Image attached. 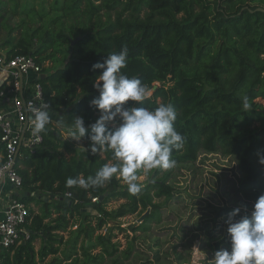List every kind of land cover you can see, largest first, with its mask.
Listing matches in <instances>:
<instances>
[{"label": "trees", "instance_id": "1", "mask_svg": "<svg viewBox=\"0 0 264 264\" xmlns=\"http://www.w3.org/2000/svg\"><path fill=\"white\" fill-rule=\"evenodd\" d=\"M259 7L264 8V0H0V51L8 58L32 53L43 65L51 61L52 67L43 68L46 78L41 82L53 111H65L72 123V118L83 117L89 127L100 116L91 101L99 95L94 84L101 70L92 66L127 46L128 62L122 72L141 79L153 91L143 103L128 101L125 107L154 110L171 103L177 112L174 126L185 137L183 148L172 154L176 165L194 163L201 151L235 156L238 191L255 204L264 195V165L257 155L264 149V101L259 100H264V11L256 10ZM17 17L20 22L14 23ZM244 96L248 109L243 107ZM83 139L85 147L75 146L50 129L34 150L22 147L17 169L24 179L23 200L41 204L42 211L28 226L30 239L4 249L0 264H59L55 256L63 237H56L55 231H66L75 214H85V209L103 215L86 214L83 258L69 264H103L107 255L119 251L113 235L100 233L92 239L107 224L106 217L151 207L149 217L131 226L134 231L147 230L161 207L155 198L173 196L167 184L173 168L158 180L143 183L136 194L118 176L87 189L67 186L70 177H94L103 165L115 163L112 150L105 147L93 154L90 140ZM61 147L69 156L59 151ZM155 170L156 176L162 172ZM143 172L138 170V176ZM116 198L127 202L107 210ZM37 225L43 226V235H38ZM38 236L44 241L36 251L33 241ZM99 245L101 253L93 254ZM131 252L129 247L124 256ZM49 255L53 257L47 262ZM66 256L71 259V254Z\"/></svg>", "mask_w": 264, "mask_h": 264}, {"label": "rangeland", "instance_id": "2", "mask_svg": "<svg viewBox=\"0 0 264 264\" xmlns=\"http://www.w3.org/2000/svg\"><path fill=\"white\" fill-rule=\"evenodd\" d=\"M24 8L27 9V6L24 5ZM14 21V23L20 22L19 17ZM37 24L39 23L35 25ZM45 65L52 67L53 63L47 61ZM49 73L50 70H47V74ZM259 100L264 101L261 98ZM49 127L75 146L87 145L84 139L76 141L70 138L69 130L72 122L65 111H53ZM48 132L49 130H45V135ZM49 139L56 142L52 135ZM59 151L69 156L63 147ZM168 170H162L157 176L155 168L144 170L139 176L138 183L143 184L149 179L158 180ZM239 178L240 171L236 157L224 156L220 152L201 151L194 163L177 164L167 180V184L173 188V196L155 198L161 207L148 222L147 230L134 231L131 228L132 225L141 223L139 219L142 216L147 214V218L152 212L149 207L146 210L140 207L133 214L116 218L106 217L107 224L94 233L93 240L98 234L103 233L106 236L113 235L112 241L118 244L119 251L113 256L107 255L103 264H146L149 261L155 264H213L215 251L231 248V237L227 233L226 224L229 213L241 207V215H243V206H246L250 214L254 206V202L245 199L238 191ZM121 184L127 185L124 179L121 180ZM6 187L10 189L11 184L7 183ZM19 192L23 195L24 190ZM125 202L127 200L123 198L112 199L106 205V209L116 210ZM30 206L35 211L31 214L32 217L42 211V205L39 209L34 202H30ZM225 209L229 210L223 212ZM85 210L83 211L85 214L79 212L80 215L75 214L74 221L66 231H55L56 237H63L61 238L63 241L58 244L60 251L55 256L60 259L59 264H69L75 259L83 258L82 246L88 238L83 231L86 228L85 216L87 217V213L95 217L103 215L99 210ZM55 216L56 214L53 217ZM96 221L97 219L92 218V225H96ZM49 222V219L43 221L44 224ZM42 228L43 226H39L38 235H43ZM43 241L40 236L35 238L33 245L36 251L42 247ZM129 247H132V252L126 258L124 252ZM101 251L102 247L99 245L92 250V253H101ZM66 254H71V259L67 260ZM52 257L53 255L47 256L45 261H51Z\"/></svg>", "mask_w": 264, "mask_h": 264}, {"label": "clouds", "instance_id": "3", "mask_svg": "<svg viewBox=\"0 0 264 264\" xmlns=\"http://www.w3.org/2000/svg\"><path fill=\"white\" fill-rule=\"evenodd\" d=\"M127 62L128 48L124 46L92 66L93 70H101L94 84L99 95L91 101L100 116L89 127L85 126L83 117H74L69 130L70 138L76 141L87 136L93 154L105 147L112 150L115 163L103 165L94 177L68 178L66 184L69 187L77 185L87 189L102 186L113 176H118L126 181L128 191L136 194L143 187L138 183V170H168L176 166L173 151L182 149L185 142V137L174 126L177 112L171 103L159 104L154 110L125 107L128 101L143 103L153 91L141 79L122 72ZM243 107L249 108L247 96L243 97ZM50 108L48 102L29 108L34 114L31 122L35 132L46 129L51 119ZM257 155L259 163L264 165V149L258 150ZM243 208V215L241 207L229 213L226 224L231 248L215 251L213 264H264V195L257 198L250 214L246 206Z\"/></svg>", "mask_w": 264, "mask_h": 264}, {"label": "built area", "instance_id": "4", "mask_svg": "<svg viewBox=\"0 0 264 264\" xmlns=\"http://www.w3.org/2000/svg\"><path fill=\"white\" fill-rule=\"evenodd\" d=\"M44 66L32 53L8 58L0 52V136L4 144L0 155V261L4 249L18 247L31 237L30 207L19 192L24 190V179L17 169V160L22 147L34 150L41 145L49 126L35 132L31 122L34 114L29 108L48 102L50 118L53 113L40 80ZM7 183L11 184L8 190Z\"/></svg>", "mask_w": 264, "mask_h": 264}, {"label": "water", "instance_id": "5", "mask_svg": "<svg viewBox=\"0 0 264 264\" xmlns=\"http://www.w3.org/2000/svg\"><path fill=\"white\" fill-rule=\"evenodd\" d=\"M256 10L264 11V8L259 7V8H257ZM79 39H80V37H77L74 41H72V44H75ZM0 52H2V51H0ZM45 78H46V75H45V74H42V76H41V80H44ZM149 208H151V207H149ZM149 208H148V209H149ZM146 216H147V214L144 215V216H142V217L139 219V222H142V221L146 218Z\"/></svg>", "mask_w": 264, "mask_h": 264}, {"label": "crops", "instance_id": "6", "mask_svg": "<svg viewBox=\"0 0 264 264\" xmlns=\"http://www.w3.org/2000/svg\"><path fill=\"white\" fill-rule=\"evenodd\" d=\"M52 117H53V113L51 114V120H52ZM49 125H50V122H49ZM48 130H50V127L48 126ZM3 153V152H2ZM2 153H0V155L2 154ZM5 189H7V187L5 186ZM8 190V189H7ZM49 200H52V198H49ZM27 203V202H26ZM28 205H29V207H30V209H31V206H30V203H27ZM40 205L41 204H36V207L37 208H39L40 207ZM40 209V208H39ZM55 214H53V216H54ZM57 215V214H56ZM31 217V222H32V215L30 216ZM49 220H50V218H48ZM74 220H72L71 219V222H73ZM71 224V223H70ZM57 231H59V232H61L60 230H57Z\"/></svg>", "mask_w": 264, "mask_h": 264}, {"label": "flooded vegetation", "instance_id": "7", "mask_svg": "<svg viewBox=\"0 0 264 264\" xmlns=\"http://www.w3.org/2000/svg\"><path fill=\"white\" fill-rule=\"evenodd\" d=\"M155 175H156V171H155ZM147 181H148V183L153 182L152 179H149V180H147ZM147 181H146V182H147ZM155 181H156V180H155ZM146 182H145V183H146Z\"/></svg>", "mask_w": 264, "mask_h": 264}]
</instances>
